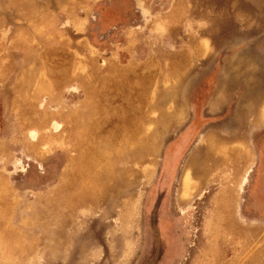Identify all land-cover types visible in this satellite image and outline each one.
Here are the masks:
<instances>
[{"label":"rangeland","instance_id":"rangeland-1","mask_svg":"<svg viewBox=\"0 0 264 264\" xmlns=\"http://www.w3.org/2000/svg\"><path fill=\"white\" fill-rule=\"evenodd\" d=\"M0 264H264V0H0Z\"/></svg>","mask_w":264,"mask_h":264}]
</instances>
